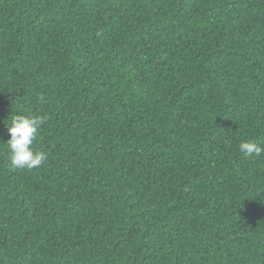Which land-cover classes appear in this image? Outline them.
<instances>
[{
    "label": "trees",
    "instance_id": "obj_1",
    "mask_svg": "<svg viewBox=\"0 0 264 264\" xmlns=\"http://www.w3.org/2000/svg\"><path fill=\"white\" fill-rule=\"evenodd\" d=\"M17 115L45 120L14 168ZM264 0H0V264H264Z\"/></svg>",
    "mask_w": 264,
    "mask_h": 264
},
{
    "label": "clouds",
    "instance_id": "obj_2",
    "mask_svg": "<svg viewBox=\"0 0 264 264\" xmlns=\"http://www.w3.org/2000/svg\"><path fill=\"white\" fill-rule=\"evenodd\" d=\"M45 120L34 116H15L7 125L10 139L6 142L10 152L11 165L14 168L32 169L40 166L46 159V154L33 150V142L37 138ZM239 151L248 157H260L264 154V146L252 141L239 144Z\"/></svg>",
    "mask_w": 264,
    "mask_h": 264
}]
</instances>
